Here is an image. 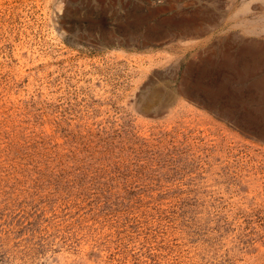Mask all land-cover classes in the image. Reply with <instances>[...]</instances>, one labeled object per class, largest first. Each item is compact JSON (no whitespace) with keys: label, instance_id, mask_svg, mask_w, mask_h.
Returning a JSON list of instances; mask_svg holds the SVG:
<instances>
[{"label":"rangeland","instance_id":"rangeland-1","mask_svg":"<svg viewBox=\"0 0 264 264\" xmlns=\"http://www.w3.org/2000/svg\"><path fill=\"white\" fill-rule=\"evenodd\" d=\"M263 25L264 0H0V264H264Z\"/></svg>","mask_w":264,"mask_h":264},{"label":"bare ground","instance_id":"bare-ground-1","mask_svg":"<svg viewBox=\"0 0 264 264\" xmlns=\"http://www.w3.org/2000/svg\"><path fill=\"white\" fill-rule=\"evenodd\" d=\"M197 14H194L193 16H196ZM192 16V17H193ZM183 17V16H182ZM195 18V17H194ZM205 20V19H204ZM201 21V20H200ZM210 23V22H209ZM179 25V24H178ZM181 25H184L183 27L181 26ZM179 26H181V28L180 29H182V32L183 33H190V32H197V31H200V30H203L204 28L202 27H200V25L198 24V22L197 21H191V18L190 19H185L183 22H182V24H180ZM244 28L242 29L244 32H249V31H247V28H248V24L247 23H244L243 25H242ZM260 29L262 30V31H264V25L262 26V27H260ZM205 31V30H204ZM228 49H229V47H227ZM226 54L224 55V58H225V60H227L228 62H229V65L230 66H232L233 67V57H230V55H229V51L226 49ZM239 54H240V56H244V55H249L250 57H251V60H252V62L255 64L256 63V65H257V62H259V63H261V61H263L264 60V43H261V44H259V43H257V44H254V43H252V44H243V46H242V49L241 50H239ZM240 56H238V57H240ZM209 58H210V56H209ZM256 60V61H255ZM258 63V64H259ZM248 68H250V66L249 65H245L244 66V68L242 67V69L243 70H241V71H239L238 72V75L240 74H242L241 72L242 71H246V70H248ZM261 82H259L258 81V84H256L257 86V89L256 90H258V88H260L261 87ZM260 86V87H259ZM261 88H263V87H261ZM189 89H190V84L187 82V81H184V82H182V84H181V86H180V90H179V92H182V93H184L186 96H187V98L188 99H190V101H192L194 104H197V105H203L201 102H200V100H198V98L196 97V96H194L192 93H190L189 92ZM263 92H264V88H263V90H262ZM263 92H261V96L262 97H264V93ZM155 94H157V90H155V91H153L152 93H151V95L150 96H147V97H149L148 99H146L145 100V105H144V107L145 108H147L149 105H148V103H149V101H151L154 97H155ZM175 99V98H174ZM154 100V99H153ZM163 101V100H162ZM167 102V101H166ZM155 103V102H154ZM160 103V102H159ZM157 105V104H156ZM159 107V106H158ZM163 107V106H162ZM261 107H262V109H261ZM261 107H257V109L258 110H260V112L262 113V116L264 117V107L263 106H261ZM167 110V109H166ZM162 111H164V110H162ZM229 117H230V114H229Z\"/></svg>","mask_w":264,"mask_h":264}]
</instances>
